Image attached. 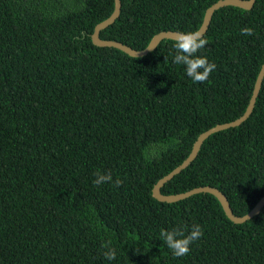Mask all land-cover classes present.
Wrapping results in <instances>:
<instances>
[{"label":"trees","instance_id":"trees-1","mask_svg":"<svg viewBox=\"0 0 264 264\" xmlns=\"http://www.w3.org/2000/svg\"><path fill=\"white\" fill-rule=\"evenodd\" d=\"M216 1L121 0L100 37L143 50L161 31H196ZM113 10L114 0H0V264H264V205L233 223L212 194L151 195L200 133L243 114L264 60V0L213 13L196 54L216 64L204 83L172 63L173 40L142 58L95 46ZM96 173L113 182L94 185ZM201 185L236 215L264 195V78L251 115L210 135L160 191ZM194 225L202 236L173 256L160 231Z\"/></svg>","mask_w":264,"mask_h":264},{"label":"water","instance_id":"water-1","mask_svg":"<svg viewBox=\"0 0 264 264\" xmlns=\"http://www.w3.org/2000/svg\"><path fill=\"white\" fill-rule=\"evenodd\" d=\"M254 2L255 0H218L212 5H210L205 10L201 25L196 31H198L201 35H203L208 29L213 13L223 7L232 6V7H236V8H240L244 10H249L251 9ZM121 8H122L121 0H114V10L112 14L107 19H105L104 21L100 22L99 24L95 26L94 32L91 35L92 43L95 46L101 47V48H115V49H118L124 52L130 57L142 58V57L147 56L148 53L154 51L162 40H173L174 41V34L177 31H171V30L161 31L155 34L149 41L148 46L143 50L133 49L132 47L126 44H123L121 42L115 41V40L102 39L100 37L101 32L107 29L109 26L113 25L117 21V19L120 17V14H121ZM263 78H264V60L257 73L256 79L254 81V85L251 91L250 98L248 100L247 106L243 114L231 122L217 124L209 128L208 130L200 133L197 136L196 140L193 142L191 150L189 154L187 155V157L178 166H176L169 173H167L166 175L158 179L152 185L151 195L153 198L161 202H174V201L184 199L195 193H199V192L209 193V194H212L219 201L224 214L233 223H242L259 213L260 209L264 205V195L261 196L256 201V203L249 209V211H247L245 214L236 215L233 213L227 197L223 194V192L220 189H218L215 186H211V185L195 186V187H192L182 192L170 193V194L162 193L160 191V188L164 185V183H167L168 181H170L175 175L179 174L182 170L187 168L193 162L203 142L210 135L220 132V131L227 130L229 128L237 127L241 125L251 115Z\"/></svg>","mask_w":264,"mask_h":264},{"label":"clouds","instance_id":"clouds-1","mask_svg":"<svg viewBox=\"0 0 264 264\" xmlns=\"http://www.w3.org/2000/svg\"><path fill=\"white\" fill-rule=\"evenodd\" d=\"M241 34L251 36L254 30L250 27L241 28ZM208 44V40L202 37L198 31H179L174 34V55L172 63L184 66L185 74L194 83H204L208 80L210 74L216 70V64L209 62L207 57L197 56L200 49ZM112 176L110 173H96L93 184L99 186L103 183H110ZM117 186L121 181L114 182ZM202 229L199 225H194L185 233L184 230L173 228L171 231L161 230L160 238L164 241L172 255L182 257L189 253V246L202 236ZM105 259L112 261L116 257L114 249L109 248L103 252Z\"/></svg>","mask_w":264,"mask_h":264}]
</instances>
